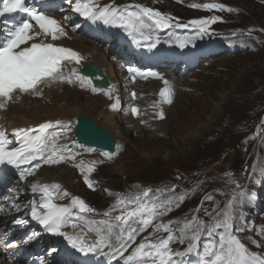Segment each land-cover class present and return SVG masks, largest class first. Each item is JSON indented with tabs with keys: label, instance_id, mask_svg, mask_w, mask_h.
<instances>
[{
	"label": "snow or ice",
	"instance_id": "6c2138e0",
	"mask_svg": "<svg viewBox=\"0 0 264 264\" xmlns=\"http://www.w3.org/2000/svg\"><path fill=\"white\" fill-rule=\"evenodd\" d=\"M69 4L73 0H67ZM180 2V0H178ZM0 16L11 13L22 14L25 18L11 30L6 39L0 43V110H6V106L11 103L17 94L42 96V86L51 87L56 83L72 84L74 80L71 76H66L63 69L67 62H74L79 65L83 59L76 51L56 46L51 42H44L47 38L57 41L67 36L64 25L52 15L44 11L30 7L27 0H0ZM193 8L206 11H229L219 3H205L203 5L192 4ZM72 10L86 20L92 22L102 21L106 25L122 28L138 45L144 41L149 42L150 47H156L160 43L157 31H164L173 26L198 30L199 33H207L210 25L220 21V17L193 19L188 24L181 25L178 21L173 24L174 17L166 15L154 8L146 7L142 4L116 5L115 0L101 6L98 0H75ZM67 19V17H65ZM34 22V23H33ZM171 35V33H169ZM43 37L44 40H40ZM184 46L183 43L180 44ZM128 72L137 73L134 68H129ZM139 74V73H137ZM78 75L75 68L72 69V76ZM145 76H152L163 79L158 73H147ZM82 81L86 78L81 77ZM133 81L135 76L132 77ZM168 85L167 80L163 81ZM91 83V81H87ZM83 83L81 87H83ZM93 93L97 92L92 88ZM111 90H109L110 92ZM105 92V95H109ZM136 99L137 94L131 93ZM160 97L167 103H171V91L169 87L161 89ZM117 110V104L111 105ZM154 107H159L155 104ZM133 116H140V109L131 107ZM160 120L165 119L163 111L156 113ZM60 121H47L34 128H19L12 133L16 137L17 147L10 148L12 141L5 131H0V165H11L17 169H22L20 179L23 181L28 176H33L42 164L54 165L75 161L76 157L71 153H66L64 147L58 144L59 136L51 131L54 127L60 126ZM108 160L113 159L112 153H102ZM34 162H36L34 164ZM93 166L88 167L89 173L94 171ZM31 166V167H23ZM84 173L83 162L75 164ZM85 184L94 190V185L87 176ZM237 189L241 188L236 183ZM174 190V189H173ZM33 194L39 192L41 201L33 204L30 210L32 220L37 221L48 233L54 236H61L67 240L71 246L87 255L88 253L100 252L112 257H122L124 264H175L174 257L182 256L183 253L173 252L171 242L174 236L166 225H159L155 228L158 233L161 229L167 235L163 238L153 240L148 236L136 244L135 234L139 231H146L157 217L163 216L172 209V201L159 206L153 204L148 206L142 202L141 197H137V202L128 204L121 200L118 205L111 210L105 211L100 221L89 222L86 214H95L96 210L90 207L83 199L71 196L67 190H62L61 185L37 184L31 185ZM152 189H146L142 193L143 198H149ZM70 197V204L59 205L56 200ZM244 192H238L227 203L226 208L221 212L218 220L210 228H207L204 221L193 217L191 221L185 222L181 228V233H191V241L187 252H192L196 247L202 231H207L209 237L213 236V231L223 229L218 240L204 246V256L211 259H202L200 264H264V258L249 251L242 240L232 231L237 215L236 209L244 206ZM208 199H211L210 197ZM182 200V198H181ZM123 205V207H119ZM17 209L19 206L12 205ZM4 209L0 208V212ZM119 210V215H112L113 211ZM75 219L73 220V217ZM78 221V222H77ZM15 223H23L17 219ZM71 227L73 230L79 229L77 234H69L64 231ZM94 234L95 239L89 243L85 240L88 234ZM182 242V241H181ZM135 245V247H132ZM131 248V251L129 249ZM105 250H107L105 252ZM127 253V255H125Z\"/></svg>",
	"mask_w": 264,
	"mask_h": 264
},
{
	"label": "rangeland",
	"instance_id": "374dc122",
	"mask_svg": "<svg viewBox=\"0 0 264 264\" xmlns=\"http://www.w3.org/2000/svg\"><path fill=\"white\" fill-rule=\"evenodd\" d=\"M221 1L243 9V14L235 19L237 25L257 23L264 27V6L257 3L264 0ZM260 38L264 39V33ZM222 64L228 66V71ZM214 65L192 80L189 86L191 93L178 94L180 96L175 105L169 108L172 110L164 121L154 124L151 129H142L136 124L133 130L138 132L135 134L123 122L116 127L115 134L119 128L128 132L126 151L113 165L98 171L97 176L104 185L120 191L131 183L162 184L175 171H180L186 185L202 178L203 183L200 190L195 192V197L181 201L180 215L191 211L192 218L197 217L204 223L209 220L208 224L217 222L228 201L238 193L230 188L250 147L244 148L249 134L244 133L243 126L264 121V110L254 113V109H258L256 104L264 101V92H259L260 89L264 90V47L259 53L219 59ZM221 100H228L231 107L224 108ZM160 133L164 134L163 138L158 137ZM65 170L54 168L51 173L53 177L61 178ZM71 176L69 172L68 177ZM253 184H256V180ZM70 185V190L77 194V186ZM87 196L105 201L98 193ZM199 196H204L202 205L191 210L190 206L199 202ZM241 209L238 207L236 212ZM190 220L183 218L179 229ZM208 224H205L206 227ZM0 262L9 263L5 262L1 248Z\"/></svg>",
	"mask_w": 264,
	"mask_h": 264
},
{
	"label": "bare ground",
	"instance_id": "6f19581e",
	"mask_svg": "<svg viewBox=\"0 0 264 264\" xmlns=\"http://www.w3.org/2000/svg\"><path fill=\"white\" fill-rule=\"evenodd\" d=\"M67 45L82 52L90 53L92 58L99 63L105 58L104 54L100 53L97 46L95 45H82L79 43H69ZM237 66L239 67V64H237ZM222 67L228 71V66L222 64ZM112 68L113 64L109 63L108 69L112 70ZM151 86L159 87L160 85L158 82H154L150 84V87ZM60 90L62 91L61 93ZM235 93L237 94V91ZM66 94H68V96H66ZM211 97L214 98V100L216 99V97H213V95H211ZM46 100H48L49 103H45L43 105L42 100L38 101L29 98H23L19 104L9 107L8 111L6 112H2L5 113L3 115V121L14 122V124L17 125L34 124L33 126H35L37 123H42L47 120L70 121L72 119L78 120L79 118L85 117L92 119L106 131H108L113 136L115 143L125 144V142H127L128 132L121 131L122 128H119L118 133L115 134L117 130L116 127H119L121 122L118 121L116 114H110L103 109L105 104L99 97H90L82 92H78L68 87H59L56 90H50L46 92L45 101ZM221 101L224 108L231 107V103L228 100ZM261 163L262 162H259L260 165ZM69 172L70 171L65 170L63 173H61V178L52 177V179L55 181H61L65 188L69 190L71 187V177H68ZM48 174H52L51 170H43L41 176L45 177ZM6 264L14 263L9 262Z\"/></svg>",
	"mask_w": 264,
	"mask_h": 264
},
{
	"label": "water",
	"instance_id": "95a60500",
	"mask_svg": "<svg viewBox=\"0 0 264 264\" xmlns=\"http://www.w3.org/2000/svg\"><path fill=\"white\" fill-rule=\"evenodd\" d=\"M76 129L78 131L77 138L83 143L109 151L112 150L114 143L110 135L91 120L81 118Z\"/></svg>",
	"mask_w": 264,
	"mask_h": 264
}]
</instances>
